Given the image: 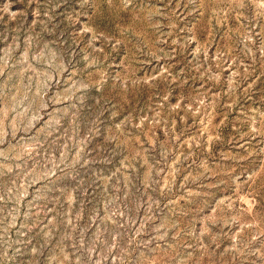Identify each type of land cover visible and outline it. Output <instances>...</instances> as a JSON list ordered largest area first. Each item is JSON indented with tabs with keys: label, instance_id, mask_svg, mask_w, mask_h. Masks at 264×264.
<instances>
[{
	"label": "rangeland",
	"instance_id": "1",
	"mask_svg": "<svg viewBox=\"0 0 264 264\" xmlns=\"http://www.w3.org/2000/svg\"><path fill=\"white\" fill-rule=\"evenodd\" d=\"M0 264H264V0H0Z\"/></svg>",
	"mask_w": 264,
	"mask_h": 264
}]
</instances>
